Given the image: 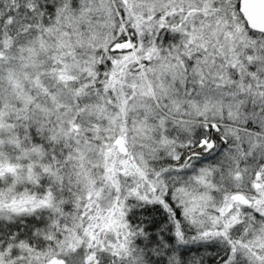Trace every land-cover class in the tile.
Returning a JSON list of instances; mask_svg holds the SVG:
<instances>
[{
    "label": "snow or ice",
    "instance_id": "snow-or-ice-1",
    "mask_svg": "<svg viewBox=\"0 0 264 264\" xmlns=\"http://www.w3.org/2000/svg\"><path fill=\"white\" fill-rule=\"evenodd\" d=\"M0 264H264V0H0Z\"/></svg>",
    "mask_w": 264,
    "mask_h": 264
}]
</instances>
